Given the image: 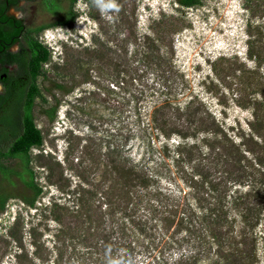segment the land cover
<instances>
[{
	"label": "rangeland",
	"instance_id": "374dc122",
	"mask_svg": "<svg viewBox=\"0 0 264 264\" xmlns=\"http://www.w3.org/2000/svg\"><path fill=\"white\" fill-rule=\"evenodd\" d=\"M51 3L55 6L54 0ZM118 3V13L104 15L92 0H77L70 26H52L37 36L49 58L36 81L45 101L36 99L33 109L42 145L32 147L29 154L34 181L42 192L32 208L18 198L6 202L0 213V264H43L37 255L44 264L56 260L112 264L95 251L86 252L76 239L61 236L58 241L57 234L65 227L56 218L64 224L78 223L75 228L80 232L84 218L71 215L80 210L82 190L98 194L99 185L108 188L105 176L118 171V156L136 160L145 152L148 135L165 155L160 186L170 192L189 191L181 179V165L174 160L179 144H197L207 151L206 139L229 149L233 145L231 152L239 150L238 159L252 177L226 186L235 243L220 251L213 245L211 254L197 264L214 259L228 264L224 258L230 254L240 264H264V210L245 226L237 209L230 207L246 195H252L257 207L264 204V199L254 197L264 196V139L251 128L253 107L264 95V0H200L191 8L174 0ZM60 4L68 8L65 0ZM19 6L21 11L9 14L26 27L56 20L40 0H20ZM54 99L58 108L49 122L43 110ZM163 104L171 121L180 117L175 122L182 123L191 117L207 126L213 121L220 131L187 141L177 136L164 139L150 122L153 110ZM138 121L147 134L137 132ZM260 128L264 135V125ZM225 169L230 171L228 165ZM11 192L27 193L20 182ZM186 249L146 239L136 246L138 254L123 264H188L180 261Z\"/></svg>",
	"mask_w": 264,
	"mask_h": 264
},
{
	"label": "trees",
	"instance_id": "16d2710c",
	"mask_svg": "<svg viewBox=\"0 0 264 264\" xmlns=\"http://www.w3.org/2000/svg\"><path fill=\"white\" fill-rule=\"evenodd\" d=\"M65 1L68 3L66 10L61 9L56 1L55 6L51 1L43 3V8L55 15L54 22L26 27L22 19L6 14L7 9L18 6L19 0H0V75L6 74L1 81L4 92L0 94V213L11 198H18L25 206L32 208L42 192L34 181L29 154L32 147L42 145V135L34 124L33 109L36 99L45 101L36 81L42 75V64L49 58L48 50L37 36L52 26L71 25L76 18L72 6L77 0ZM174 1L184 8L200 5V0ZM14 43H18L19 48L16 52H10L8 49ZM5 65H14L15 68L8 72L6 68L3 69ZM56 88L61 89L62 86L56 85ZM262 97L263 101L255 103L253 107L255 121L251 128L264 139V135L259 132L264 125L259 114L262 107L264 111V95ZM166 105L155 108L150 120L164 139L177 136L187 141L196 139L201 133L215 135L220 131L213 121L208 126L191 117L185 118L182 123L175 122L180 117L171 121V118L166 117ZM57 108L58 101L54 99V104L43 110L49 122L54 121ZM136 126L137 132L147 134L140 121ZM203 142L207 151L197 144H179L174 150V160L181 165V179L189 191L170 192L160 186L165 155L157 151L148 135L145 152L136 160L118 156V171L108 172L105 176V180L110 182L108 188L99 185L96 188L98 194L93 190H82L80 210L71 215L75 219L84 218L80 232L75 228L78 223L64 224L63 220L56 218L63 229L65 227L57 234L58 241L61 236L76 239L85 245L86 252L95 251L99 257L112 264H123L134 253L138 254L136 246L146 239L153 244L156 240L159 243L161 241L168 248L186 247V254H180V261L185 259L188 264H197L208 257L213 245L220 251L222 247L234 244L231 233L235 220L229 219L226 186L228 183L242 184L245 182L244 177L247 179L252 176L247 174L241 159H238L239 150L231 152L233 145L230 150L229 147L217 146L220 142L216 145L212 144L214 141L206 139ZM165 150L171 152L167 148ZM235 154L237 156L233 157ZM12 161L15 164L11 165ZM150 163L155 166H150ZM227 165L230 171L225 169ZM18 182L25 188V195L11 192ZM86 184L90 185V182L86 180ZM251 196L236 198L230 206L237 209L245 226L264 210V204L257 207L258 204L252 203ZM256 196L264 199L260 193H255ZM229 256L224 258L228 264L231 261L240 264L239 259L231 254ZM37 257L41 263L46 262L42 256ZM56 264H60L58 260ZM82 264L94 262L84 260ZM211 264L220 263L214 259Z\"/></svg>",
	"mask_w": 264,
	"mask_h": 264
},
{
	"label": "flooded vegetation",
	"instance_id": "af4514ba",
	"mask_svg": "<svg viewBox=\"0 0 264 264\" xmlns=\"http://www.w3.org/2000/svg\"><path fill=\"white\" fill-rule=\"evenodd\" d=\"M50 2L51 0H40V5H42L43 6V3H47V2ZM54 1H56V2H59V7L61 8V9H63L62 8V6H61V0H54ZM19 2H20V0H19ZM10 10H17V11H21V7L19 6V4H18V6L17 7H10L9 9H7V11H6V14L7 15H9V16H13V15H11V14H9V11ZM46 10V9H45ZM46 12H48V13H50L48 10H46ZM52 14V13H51ZM60 14H61V12H60ZM53 15V14H52ZM53 16H55V15H53ZM42 25V24H41ZM38 26H40V25H38ZM35 27H37V26H35ZM15 48V49H14ZM18 48H19V45H18V43H14L13 45H11L10 47H9V51L10 52H16L17 50H18ZM7 69V71L8 72H12L13 71V69L15 68V66L14 65H5L4 67H3V69ZM1 69H2V67H1V65H0V71H1ZM6 77V74H2V75H0V94H2L3 92H4V86H3V84H2V79H4Z\"/></svg>",
	"mask_w": 264,
	"mask_h": 264
},
{
	"label": "clouds",
	"instance_id": "9594fccd",
	"mask_svg": "<svg viewBox=\"0 0 264 264\" xmlns=\"http://www.w3.org/2000/svg\"><path fill=\"white\" fill-rule=\"evenodd\" d=\"M92 4L104 15L120 11L118 0H92Z\"/></svg>",
	"mask_w": 264,
	"mask_h": 264
}]
</instances>
